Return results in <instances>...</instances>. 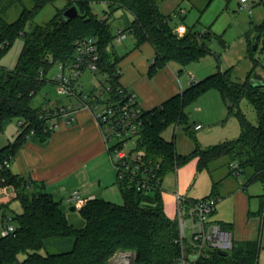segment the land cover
I'll return each mask as SVG.
<instances>
[{
  "label": "trees",
  "instance_id": "obj_1",
  "mask_svg": "<svg viewBox=\"0 0 264 264\" xmlns=\"http://www.w3.org/2000/svg\"><path fill=\"white\" fill-rule=\"evenodd\" d=\"M14 1L0 0V59L17 38L23 37L24 42L15 67L8 71L0 66V133L12 120L22 125H18L21 131L14 143L0 149V189L14 191L11 202L0 203L1 223L13 201H17L21 211L12 215L14 232L0 235V264H108L118 253H131L133 264H176L180 255V247L174 243L178 238L177 222L164 215L161 189L138 192L128 186L122 187L120 205L99 198L87 200L78 208L84 226L77 229L68 222L65 211L60 210V202L29 179L12 174L9 166L3 163L9 159L10 165L17 150L27 140L44 146L53 133L46 131V112L53 108L33 107L31 102L53 84L46 77L52 66L68 68L73 63L76 40L92 38L96 42L97 72L104 76V83L110 85L112 94L120 85L117 62L110 52L114 40L111 26L106 13L103 19L93 14V4L105 3L111 13L121 9L131 14L132 20L126 30L137 45L149 43L156 52L152 71L169 62L185 66L197 61L207 52L205 41L213 35L188 29L184 36H177L171 26L173 17L163 15L156 0L65 1V7L56 10L48 22L26 32L27 25L39 12L57 0H26L30 8L23 6L17 19L9 23L2 13ZM16 1L21 4L24 0ZM222 1L229 3L231 0ZM70 6L77 8L78 16L61 25L62 14ZM180 11L178 15L182 17ZM253 29L264 31V24ZM254 42L257 44V40ZM252 55L253 50L249 49L251 59ZM209 90H216L228 115L238 119L240 135L207 148L196 144L190 155L181 156L177 154L174 142L166 141L162 134L169 127H183L187 131L185 108ZM244 96L256 105L258 125L255 127L247 123L237 110L239 100ZM143 119L140 145L145 147L148 156L160 162L161 181L168 171H174L193 159H197V171L211 173V164L226 156L239 166V174L231 171L232 175L237 177L249 171L252 181L264 184V93L251 88L248 81L244 85L232 82L230 71L192 83L181 94L144 111ZM212 187L214 193L217 183L213 182ZM221 227L230 229L223 224ZM48 247L65 250L47 253ZM43 250L44 255L41 254ZM258 255V241L232 240L229 251H209L197 264H257Z\"/></svg>",
  "mask_w": 264,
  "mask_h": 264
},
{
  "label": "crops",
  "instance_id": "obj_2",
  "mask_svg": "<svg viewBox=\"0 0 264 264\" xmlns=\"http://www.w3.org/2000/svg\"><path fill=\"white\" fill-rule=\"evenodd\" d=\"M161 13L166 15L162 11ZM171 26L179 37L184 36L189 29L183 23H173ZM124 39L126 41V38ZM110 50L120 72L119 84L136 94L137 103L143 111L160 106L168 99L181 94L192 83L200 81L190 64L184 66L177 62H169L152 71L156 57L154 48L149 43L137 45L133 37L131 41L122 45L121 49L114 51L111 47ZM212 91L216 90L205 92L197 102L190 105L197 113V120L189 134L186 130L179 134L184 142L188 136L192 142L183 148L176 142L177 154L190 155L196 145L194 137H198L202 145H205L201 140L204 128L202 123L217 124L222 120L224 104L219 93L216 91L219 96L217 98ZM206 101L213 103L215 112L212 119H207L203 115ZM75 104L76 100L73 98L69 106ZM40 106L48 107L43 103ZM197 125L201 128L196 130ZM206 132H210V129ZM231 163H228L226 172L215 182L217 187L214 193L213 179L208 171L203 170L210 177L211 190L209 194L204 192L199 197L190 193L192 181L196 174L201 172L197 171V159L188 161L174 171H168L167 173L174 174L172 179L168 178L165 181L166 173L161 181L163 212L168 219H175L177 210L175 194L181 195L185 201H196L214 194L213 197L218 199V203L212 220L220 225L229 226L230 229L225 230L230 233L233 241H258L260 255L263 248L261 232L264 225V184L252 181L251 176L239 180L231 174L229 167ZM9 168L12 174L34 182L62 205L66 203L67 197L76 191L83 201L99 198L109 202L107 199L116 196L117 192L121 195L99 125L93 113L84 108L74 112L70 124L61 122L44 146L27 140L15 153ZM228 177L232 179L228 180ZM7 193H11V198ZM12 198L14 191L11 188L0 192L1 204L11 202Z\"/></svg>",
  "mask_w": 264,
  "mask_h": 264
},
{
  "label": "rangeland",
  "instance_id": "obj_3",
  "mask_svg": "<svg viewBox=\"0 0 264 264\" xmlns=\"http://www.w3.org/2000/svg\"><path fill=\"white\" fill-rule=\"evenodd\" d=\"M14 1V0H13ZM156 0L159 9L166 15H171L173 17L171 24L183 23L190 30L197 32H210L214 36L211 39L205 41L204 49L207 52L201 56L197 61L190 64L192 70L196 74L198 80H202L207 76L224 73L230 71V79L232 82L244 85L246 81H250L254 86H259L257 88L260 92L264 93V31L262 29L254 30L255 26L264 24V0H246L247 8L240 9V0H231L229 3H225L222 0ZM3 3V2H2ZM66 3L63 0H57L51 4L45 6L39 14L27 25L25 31L28 32L34 26L44 25L48 22L56 10H61L65 7ZM23 6L30 8V3L24 0L21 4L18 1H14L13 4L7 7L2 13L5 20L9 23L15 21L20 14ZM179 9L184 11L179 18ZM93 14L99 18L103 19L105 13L107 14V22L111 26V33L113 36L116 34V30L120 28L125 32V39L121 42H116L113 40L112 50H118L122 48V45L131 41V34L126 30V26L132 20L131 14L125 10H116L111 13L107 4L98 3L92 5ZM177 16V17H176ZM222 41L219 42L218 41ZM257 40L256 42H254ZM24 42L23 37L17 38L8 51L0 59V66L8 71H11L16 64L18 55L21 51ZM251 42H254L251 44ZM256 45V48L253 47ZM249 49L253 50V60L249 56ZM58 75L57 66L54 65L48 71L46 77L50 81H54ZM102 82L104 84V76L98 72H90L89 70H84L80 75L77 85L81 86V92L84 95H90L92 93H99L102 88ZM215 97H219L216 91H212ZM210 95V94H209ZM73 102V98L67 95H61L56 92L54 84H52L46 92L39 93L31 102L33 107H39L41 103L45 106L55 108L61 106L70 105ZM207 102V101H206ZM212 104V105H211ZM203 110V115L207 119H212L214 116L215 109L213 107L212 101L206 103ZM237 110L243 116L245 121L251 126L255 127L258 125V114L256 110L255 103L248 97L244 96L239 100ZM222 120L217 124L202 123L204 128L202 129V145L198 137H194L196 144L200 147L205 148L217 145L224 141H230L236 139L240 135V125L239 121L235 116H229L225 106L222 107ZM185 114L187 116V133L192 131V126L197 120V113L192 110V106H188L185 109ZM210 129V132H206ZM185 131L182 127H169L167 128L162 137L168 141H173L174 144L177 142L182 145V148L187 146L191 138L188 136L186 142L180 137V132ZM21 129L18 127V121L12 120L7 123L4 127L2 133H0V149L14 143L16 137L20 133ZM183 131V132H184ZM131 146V145H130ZM202 147V148H204ZM231 161L229 157H222L217 161L213 162L210 167V175L213 182H216L221 174L226 172V167ZM11 163V162H10ZM114 170V169H113ZM115 173V172H114ZM173 172L166 174L165 181L169 178L172 179ZM251 173L249 171L244 172L237 176L236 178L246 179L250 177ZM231 180L232 177H228ZM190 193L196 194L199 197L200 194L207 192L210 193L211 182L210 177L205 171L198 172L196 177L190 185ZM11 198V193H7ZM181 196V195H180ZM13 200V198H12ZM107 200L114 204H122V197L119 192L116 196L110 197ZM66 207L65 215L68 222L75 228L79 229L84 226L83 220L78 214V205H70L68 203H63ZM75 206L76 211L71 212L69 208ZM9 211H7V217L12 218L13 213H19L21 211L17 201H13L10 205ZM12 225L13 223L10 222ZM3 224L0 221V235L2 232ZM188 241L189 233L187 231ZM261 244L262 252L259 255L257 264H264V225L261 232ZM65 250L64 248H52L48 247L47 253H58ZM226 252L229 249L225 250ZM41 254H45V251H41ZM23 259V256L20 257ZM133 255L131 253H118L116 254L108 264H133Z\"/></svg>",
  "mask_w": 264,
  "mask_h": 264
},
{
  "label": "built area",
  "instance_id": "obj_4",
  "mask_svg": "<svg viewBox=\"0 0 264 264\" xmlns=\"http://www.w3.org/2000/svg\"><path fill=\"white\" fill-rule=\"evenodd\" d=\"M63 1L76 3L78 0ZM245 8L247 1L240 0V9ZM124 38L125 32L117 29L114 40L121 42ZM74 46L76 54L73 63L68 68L57 65L58 75L53 84L58 94L73 97L76 104L55 107L52 111L46 112V131L54 132L61 122L70 124L74 112L80 108L90 110L102 133L118 187L128 186L138 192L160 189V162L148 156L145 147L140 145L144 111L137 103L136 94L121 85L112 94L108 83H104L97 94H82L77 81L84 70L97 72L98 50L92 38L78 39ZM18 125L21 126L22 123L18 122ZM200 128V125L195 127L196 130ZM3 164L8 167L9 159ZM229 167L232 173L239 174V166L236 163H231ZM6 189L1 188L0 192ZM175 199L178 238L174 243L180 247L176 264H197L209 251L231 249L230 233L212 220L218 199L207 197L185 201L179 194H175ZM84 202L77 191L66 199V203L79 207ZM4 222L1 236L12 234L14 226L10 223L11 218L6 217Z\"/></svg>",
  "mask_w": 264,
  "mask_h": 264
},
{
  "label": "water",
  "instance_id": "obj_5",
  "mask_svg": "<svg viewBox=\"0 0 264 264\" xmlns=\"http://www.w3.org/2000/svg\"><path fill=\"white\" fill-rule=\"evenodd\" d=\"M77 16H78V10H77V8H76L75 6H70L69 8H67V9L63 12L62 17H61V22H60V23H61V25H64V24H66L67 22H69V21L75 19ZM253 48L255 49V48H256V45H255ZM248 84H249V86H250L251 88H259V86H254L252 83H250V81L248 82ZM60 210L64 212V211L66 210V207L62 205V206L60 207ZM69 211H71V212L76 211L75 206H71V207L69 208Z\"/></svg>",
  "mask_w": 264,
  "mask_h": 264
}]
</instances>
